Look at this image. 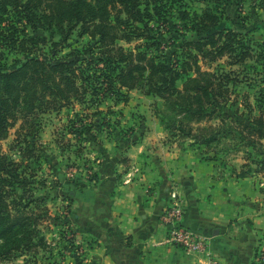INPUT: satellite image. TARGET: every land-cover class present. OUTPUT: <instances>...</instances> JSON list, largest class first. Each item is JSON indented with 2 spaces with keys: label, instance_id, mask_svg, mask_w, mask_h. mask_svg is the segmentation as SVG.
Wrapping results in <instances>:
<instances>
[{
  "label": "trees",
  "instance_id": "16d2710c",
  "mask_svg": "<svg viewBox=\"0 0 264 264\" xmlns=\"http://www.w3.org/2000/svg\"><path fill=\"white\" fill-rule=\"evenodd\" d=\"M181 5L182 0H0V43L6 41L0 47L10 43L11 49L32 55L34 49L30 45L45 41L38 36L14 37V26L9 25L12 22L3 25L11 7L34 29L37 25L58 28L64 37L62 42L68 37V32H64L66 26L81 24L85 32L100 37L101 49L96 61L81 58L73 51L65 57L50 59L46 55L28 56L11 67L2 62L4 52H0V142L19 123L10 149H17L20 158H11L0 143V261L11 259L17 252L36 253L47 247L40 225L42 211L48 208L43 206V199L34 195L38 183L30 169L31 161L42 158L40 132L45 113H59L75 103L88 109L107 97L124 95L123 90L143 89L163 100L161 123L172 135H195L194 123L216 119L220 125L215 126H219L222 136L210 133L215 129L210 124L200 128L204 134L197 135L198 140L210 145L231 136L234 142L250 143L253 147L264 142V103L259 104L263 108L260 114H254L252 104L243 100L241 105L249 109L250 116L244 121L235 118L244 115L239 107L234 115L228 111L237 105V97L232 95L241 81L239 69L233 67L255 56L254 47L246 43L245 25L234 23L233 27H224L223 10L207 8L192 15ZM259 6L264 8V0H260ZM174 8L178 9L179 18L189 20L193 28L204 32L197 40L183 37V59L170 63L165 60L166 55L160 58L148 45L145 49L142 43L126 49L116 44L120 31L126 33L127 41L130 36L147 39L143 32L166 24ZM151 35L149 38L154 39ZM152 45L154 42L149 46ZM225 57L229 58V69L204 70L200 64ZM179 81H183L182 86ZM260 92L264 98V86ZM81 127L73 122L67 130L82 137ZM226 127L228 132L221 130ZM246 154L259 164L251 152ZM260 164L264 167V159ZM263 189L264 185L260 186L262 192Z\"/></svg>",
  "mask_w": 264,
  "mask_h": 264
},
{
  "label": "rangeland",
  "instance_id": "374dc122",
  "mask_svg": "<svg viewBox=\"0 0 264 264\" xmlns=\"http://www.w3.org/2000/svg\"><path fill=\"white\" fill-rule=\"evenodd\" d=\"M259 4L260 0H221L220 3H216L215 0H182L181 5L192 15L201 14L207 8L217 9L218 12L223 10L221 25L224 27H233L234 23L245 25L246 43L254 47L255 56L233 67L239 69L241 81L232 95V98L237 97V105L228 109L231 115H234V110L239 107L244 115H237L235 118L240 121L250 117L249 109L241 105L243 100L252 104L254 114H260V110L264 108V104L263 108L259 107L261 102L264 103L260 92L264 86V8ZM239 6L242 8L241 11ZM9 10L3 25L7 26L9 20L12 22L9 25L14 26L11 29L12 32H16L14 37L45 38V41L30 45L34 49L32 55L11 49L10 43L0 47V52H4L2 62L7 63L9 67L14 66L17 60L23 61L28 56L42 58L41 56L46 55L50 59L53 56L65 57L73 51L86 60L96 61L100 58L101 49L98 42L100 37L85 32L81 24L66 26L64 32H68V37L62 42L64 37L58 28L46 29L45 26L37 25V29H34L25 24L23 18L20 19L19 16L22 14L11 7ZM177 10L174 8L171 11L166 24L160 27L154 25L153 30L143 32L147 39L130 36L127 41L124 39L126 33L120 31L116 44L126 49H134L136 44L140 43L144 44L142 49L148 45L160 58L163 59V55H166L165 60L170 63L183 59V37L197 40L204 32L193 28L189 20L179 18ZM150 34L154 39L149 38ZM151 42H154V45L149 46ZM0 44H6V41ZM228 60L229 58L225 57L213 63L200 61V64L204 70L213 71L218 67L229 69ZM99 64L103 65L100 61ZM182 84L183 81L178 82L179 86ZM123 94L107 97L101 104L93 105L92 108L85 109L84 105L75 103L74 106L63 108L59 113L52 111L43 115V127L40 132V140L44 146L42 158L39 161H31L30 169L34 170L36 174L34 181L38 183L34 195L43 199L45 201L43 206L48 208L42 211L40 225L47 239V247L39 249L36 253L17 252L11 259L0 261V264H84L85 252L73 241L74 235L68 217L75 194L84 185H92L97 181V172L106 142L112 149L117 148L114 142H163L166 147L190 152L204 161H212L216 172L222 177L240 178L251 175L260 186L264 185V167L260 164L264 159V142L253 147L250 143L234 142L235 139L231 136L210 145L198 140L197 135L204 134L200 130L201 127L210 124L220 125L216 119L194 123L195 135L185 137L172 135L161 123L164 108L161 98L146 94L143 89L123 90ZM97 108L101 111L97 112ZM73 122L82 126L80 129L82 137L68 132L67 129ZM18 127L19 123L10 128L7 138L0 142L2 150L16 160L20 159L19 153L17 149H10V144L16 138ZM219 130V126H215L210 133L222 136ZM221 130L228 132L227 127ZM247 152H251L259 164L253 163L252 158H247ZM262 193L264 195V189ZM39 211L36 210L40 213Z\"/></svg>",
  "mask_w": 264,
  "mask_h": 264
},
{
  "label": "crops",
  "instance_id": "0c3cea01",
  "mask_svg": "<svg viewBox=\"0 0 264 264\" xmlns=\"http://www.w3.org/2000/svg\"><path fill=\"white\" fill-rule=\"evenodd\" d=\"M114 143L106 142L97 181L75 194L68 217L84 264H259L264 195L255 178L222 177L212 161L163 142ZM173 188L183 223L207 237V252L167 241L160 215Z\"/></svg>",
  "mask_w": 264,
  "mask_h": 264
},
{
  "label": "built area",
  "instance_id": "2783aa9c",
  "mask_svg": "<svg viewBox=\"0 0 264 264\" xmlns=\"http://www.w3.org/2000/svg\"><path fill=\"white\" fill-rule=\"evenodd\" d=\"M184 211L183 200L173 188L170 192V203L160 215L161 223L167 227V241L189 254L207 252V237L183 223ZM255 259L259 264H264V237Z\"/></svg>",
  "mask_w": 264,
  "mask_h": 264
}]
</instances>
